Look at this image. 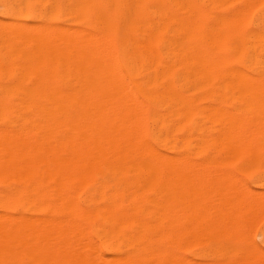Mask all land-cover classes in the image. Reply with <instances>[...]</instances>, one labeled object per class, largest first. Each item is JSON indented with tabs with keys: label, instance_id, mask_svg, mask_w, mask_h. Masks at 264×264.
<instances>
[{
	"label": "bare ground",
	"instance_id": "bare-ground-1",
	"mask_svg": "<svg viewBox=\"0 0 264 264\" xmlns=\"http://www.w3.org/2000/svg\"><path fill=\"white\" fill-rule=\"evenodd\" d=\"M255 1L0 0L43 7L0 20V264H264L238 245L264 193L227 170L264 163Z\"/></svg>",
	"mask_w": 264,
	"mask_h": 264
},
{
	"label": "rangeland",
	"instance_id": "rangeland-1",
	"mask_svg": "<svg viewBox=\"0 0 264 264\" xmlns=\"http://www.w3.org/2000/svg\"><path fill=\"white\" fill-rule=\"evenodd\" d=\"M26 1H28V3H33V0H23V2H25V3H26ZM61 1H62V3H61ZM157 1H167V0H157ZM190 1L199 3L202 6V10L205 13V15L210 16V15H213L217 11V8H216L215 4L220 3V2H227V1L230 2V1H233V0H190ZM249 1H253V0H249ZM257 1H260V0H257ZM257 1H255V3L258 4L259 2H257ZM263 1L262 2L260 1V5H258L257 7L255 5H253L252 8H255V9H250L249 10L248 18L246 20V26H247V30H248L247 31L248 33L247 34L256 32L257 29L261 25L264 24V19L261 18L260 15H259L262 11H264V2ZM53 2L54 3L57 2V4H59L60 7H62V9H63V7L65 8V3H64L65 0H53ZM24 7L25 8H23V14H22L23 15L22 16L23 17V20H17V19L6 18L7 17L5 15L6 14L5 13L6 10L3 7V5L0 4V20L6 21V22H9V23H15V22L16 23H19L20 22V23H25V24H32V25L35 24V25H38L40 22L36 18L35 15L37 13H39V9H42L43 7H39L37 5L36 6L34 5V11H36V14L35 15H34V12L32 11L33 10V8H32L33 6L32 5L31 6H24ZM249 16H250V18H249ZM67 19H68V21H67ZM254 19H255V21H254ZM61 20H62V22H61ZM57 24L61 28L62 27L65 28V26L68 27V28H71V27L72 28H80L81 25H82L79 22H77L76 20H73V18L72 17H69V16H62L61 18H59L57 20ZM233 63H235L236 65H239V60L234 59L233 60ZM157 149L159 151H161V152H165V149L163 147L157 146ZM209 165H211L212 167L213 166L214 167L216 166L214 164L213 165L212 164H207V166H209ZM222 168L224 169V170L222 169L223 171H226V169L227 168H230V166L225 167V168L222 167ZM227 170H229L228 172L231 171V173H233L234 176H236V177L239 178L240 181L238 180L237 182L238 183L240 182V183L239 184L236 183L238 185L237 187H240L239 185L245 184L253 192H256V193L257 192H259V193L262 192V193H264V163L255 164V165L252 166L251 169L248 167L247 169L246 168H243V169L240 170L239 168H236V167H232L231 166V168L230 169H227ZM243 170H244V172H243ZM240 171H242V172H240ZM236 177H234V178H236ZM241 182H243V183L241 184ZM260 183H261V185H260ZM258 185H260V186H258ZM126 201H127V199H126ZM258 220H257L258 223L255 222L257 224L255 225L254 228L252 227L253 229H251L252 231H250V234H252L251 236H249L250 234H247L246 235L245 232H248L247 230L243 231L241 233V235L239 236V238H240L239 240L241 242H239L238 245H239V247L242 250H248L249 249L250 240H251L252 241L251 243L255 244L259 248V250L264 253V233H263L264 232V229H263L264 228V217L262 218V220L261 219H258ZM248 230H250V229H248ZM249 237H251V238H249ZM248 239H249V242H248ZM184 248L181 250L182 256L185 257V258H187V259H189V260H191V261H193V262L196 261V264L197 263L198 264L199 263L202 264V262L204 264L205 262L207 263L208 261L210 262V264H212V263L217 262L218 260H220L219 257H216V259L213 258L210 255V253L209 254L207 253V251H206V253L204 255H202L200 253L201 252V249H202V246L200 244H192L190 246H185ZM199 254H200V256H198ZM206 254H208V255H206ZM210 257H212V258H210ZM209 262H208V264H209Z\"/></svg>",
	"mask_w": 264,
	"mask_h": 264
}]
</instances>
